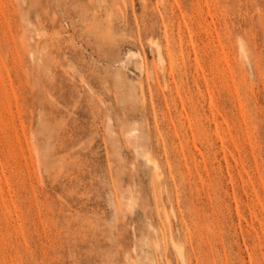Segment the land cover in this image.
I'll return each instance as SVG.
<instances>
[{"label": "rangeland", "instance_id": "1", "mask_svg": "<svg viewBox=\"0 0 264 264\" xmlns=\"http://www.w3.org/2000/svg\"><path fill=\"white\" fill-rule=\"evenodd\" d=\"M0 264H264V0H0Z\"/></svg>", "mask_w": 264, "mask_h": 264}, {"label": "bare ground", "instance_id": "2", "mask_svg": "<svg viewBox=\"0 0 264 264\" xmlns=\"http://www.w3.org/2000/svg\"><path fill=\"white\" fill-rule=\"evenodd\" d=\"M166 54H167V53H166ZM169 58H170V56H169ZM154 166H155L156 168H158L156 164H154Z\"/></svg>", "mask_w": 264, "mask_h": 264}]
</instances>
